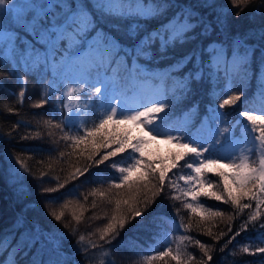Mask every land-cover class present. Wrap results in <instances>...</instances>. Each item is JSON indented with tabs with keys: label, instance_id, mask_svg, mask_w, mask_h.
Here are the masks:
<instances>
[{
	"label": "trees",
	"instance_id": "obj_1",
	"mask_svg": "<svg viewBox=\"0 0 264 264\" xmlns=\"http://www.w3.org/2000/svg\"><path fill=\"white\" fill-rule=\"evenodd\" d=\"M161 2L152 0L153 4ZM167 2L171 7L151 19L118 21L120 31L113 34L121 43H127L125 34L132 23L139 22L144 31H151L182 9L194 10L196 15L190 22L196 26L188 33L191 38L165 53L154 51L153 61L142 63L150 72H158L190 52L200 54L205 67L204 78L194 81L192 91L184 98L171 103L170 107L165 105L166 114H158L164 119L155 120L153 126L158 130L173 127L174 138L197 147L202 155L187 153L175 139L173 142L161 138L146 140L149 138L140 128L132 132L128 123L117 124L115 121L119 119L114 118L103 133L122 136L127 132L130 143L143 138L148 141L143 146L144 159L167 170L163 191L158 188V174L149 177L147 188H140L138 202L134 204L143 213L140 217L133 218L128 205L121 204L119 210L116 207L117 200L128 199L136 191L135 186L130 189L127 184L123 188L115 187L123 175L119 168L131 163L134 155L131 150L126 148L125 152L97 166L88 160L87 153L81 155L83 145L73 147L71 137L78 134L77 128H91L103 116L99 102L90 99L95 95L91 86L94 80L70 85L75 91L67 95L68 86L54 81L51 72L38 74L10 62L8 56H0V241H4L0 247V264H178L172 258L177 253L179 264H264V253L255 251L257 247H264L259 239L264 234V229L259 227L264 224V203L257 208V203L264 201V194L260 195V200L242 198L239 205L224 202L227 194L217 173L223 171L231 176L233 169L219 165L204 168L200 177L202 187L182 179L195 176V165L205 157L220 158L221 164L240 163L236 154L229 157L222 148L230 141L244 143L258 135L250 131L251 122L240 113L264 115V75L260 78L255 75L264 60V0H249V4L239 6H234L231 0H211V8L203 6L204 0ZM221 11L226 16V28L201 35L198 17L208 19ZM236 11H240L239 17L235 16ZM234 41L244 42L241 52L249 50L247 46L255 49L250 70L246 75L241 70L229 78L221 61L219 76L214 78L217 82H210L207 74L210 57L205 49L223 44L231 56ZM161 55L167 58L158 60ZM189 70H195L193 64H188L184 72ZM162 82L165 86L159 100L173 101L170 94L166 95L171 81ZM135 86L130 78L123 81L121 95H129ZM241 89V100L219 108L224 99L239 94ZM21 91L24 92L22 97ZM44 100L49 102L36 107ZM210 108L222 115L214 118V113L208 111ZM61 111L64 116L73 117L69 127L61 123ZM58 124L60 127H55ZM225 129L228 131L221 137L219 132ZM217 139L221 140L220 144L215 143ZM116 146L113 144L112 148ZM112 148L100 149V155ZM155 152L158 153L151 157L150 153ZM178 153L186 154L175 161ZM245 160L258 161L256 152L251 150ZM189 164L193 167L189 168ZM78 168L83 174L76 172ZM73 173H76L75 178ZM143 174V167L135 169L129 174L130 181L138 180ZM194 188L200 193L196 200L184 195ZM213 193L224 199L217 201ZM188 204H192L196 212H192ZM244 204L250 207L244 208ZM53 212L63 213L60 221L51 215ZM253 214L257 219L250 221ZM114 215L126 217L124 227L117 225L116 232L101 239L104 227ZM245 222H248L247 229L243 228ZM34 227L42 230L41 242L33 245L21 241L22 234ZM245 247L248 252L243 250ZM169 249L172 255L160 256Z\"/></svg>",
	"mask_w": 264,
	"mask_h": 264
},
{
	"label": "snow or ice",
	"instance_id": "obj_2",
	"mask_svg": "<svg viewBox=\"0 0 264 264\" xmlns=\"http://www.w3.org/2000/svg\"><path fill=\"white\" fill-rule=\"evenodd\" d=\"M231 3L234 6L247 5L249 0H231ZM7 5L8 0H0V8L7 7ZM203 6L211 8V0H204ZM170 7L167 0H162L159 4H153L152 0H147V2L146 0H29V3L11 18L9 27L5 28L3 22H0V56L7 52L10 62L21 65L29 71L43 75L51 72L54 81L68 86L67 95L75 91L70 85L86 84L90 80H94L91 86L94 88L95 95L90 99L99 102L100 107L105 108V114L93 127L77 128L78 134L71 137L74 141L73 147L79 148L83 145L81 155L87 153L88 160L97 166L108 161L110 157L125 152L126 148L131 150V153L134 154L131 163L127 167L119 168V172L123 175L115 187L123 188L127 184L132 189L135 186L136 191L132 196L116 201L118 210L121 204L128 205V211L133 213V218L143 215L134 207V204L138 202L140 188H147L149 177H155L158 174V188L163 191L167 170L163 166L156 167L154 162L144 159L143 146L148 141L143 138L136 140L135 143H130L127 132L122 136L115 133L109 136L102 132L118 114V106H113L111 101L116 99V93L123 81L129 78L134 83H146L153 79L171 81L166 95L170 94L173 101L170 102L167 99L152 101L150 106H144L142 110L130 113L119 109L121 119L115 121L117 124L132 122L149 127L155 120L162 121L164 119L158 114H166L165 105L170 107L171 103L181 100L192 91L193 82L204 78L205 67L198 52H190L175 59L167 69L158 72H150L147 65L142 63V61L152 62L154 51L165 53L170 48H174L176 44H183L191 38L188 33L196 26L190 22V18L196 15L192 8L182 9L179 13L173 14L167 23L151 31H144V26L139 22L132 23L125 34L127 43H121L113 33L120 31L118 21L151 19ZM235 16L239 17L240 11H236ZM198 23L202 25L201 35L209 34L217 28L223 30L227 25L226 16L222 11L208 19L200 16ZM242 46H244L243 41H234L231 56L223 44L209 46L205 49L210 57L207 73L210 82H217L214 78L219 76L221 61L224 72L229 78L241 70L245 75L247 74L255 49L247 46L249 50L241 52ZM165 58L167 57L161 55L158 60ZM188 64H193L195 70L184 72ZM212 69H216V71L213 72ZM121 72L123 75H120ZM182 72L184 74L179 75ZM255 75L258 78L264 75V60L258 65ZM96 85H102L103 91L100 86ZM262 86H264V81H262ZM23 95L24 92L21 91L20 96ZM242 96L243 90L241 89L239 94L229 95L224 99L219 104V108L223 109L226 105H234L241 100ZM48 102L49 100H44L36 107H42L44 103ZM62 107H66V105L62 104ZM208 111L214 113V118L222 115L213 108ZM240 115L251 122L250 131L258 133L253 137L256 143L253 145V149H250L258 152V161L242 160L240 163L232 161L221 164L220 158L205 157L203 161L195 165V176L182 177V179L202 187L200 177L204 168L219 165L222 168L233 169L231 176L223 171L217 173L222 178L223 190L227 194L224 202L230 201L233 205H239L242 198L260 200V195L264 194V115H253L248 111H243ZM60 120L65 127H69L72 125L73 117L71 115L64 116L61 111ZM55 127L59 128L60 125H55ZM227 131L225 129L223 132H219V135L223 137ZM80 132L82 134H79ZM149 132L156 133L153 139L161 135L156 127H150ZM174 139L178 146L185 149L187 153L202 155L197 147H192L190 143L176 139L170 134L167 135V142H173ZM192 143H196V141H192ZM215 143L220 144L221 140L217 139ZM113 144L117 146L112 148ZM201 147L203 146L201 145ZM109 148L112 150L105 151L103 155H100V149L107 150ZM203 150L209 151V149ZM185 154L178 153L175 161L181 160ZM96 156L100 158L95 159ZM160 163L162 164V162ZM172 166L175 167V162ZM141 167H143L144 174L138 180L130 181L129 174ZM188 167L192 168L193 165L189 164ZM209 170L211 171V168ZM86 171L88 169H84V172ZM76 172L83 174L79 168ZM72 175L75 178L76 173ZM60 187H64V185H60ZM46 191H54V189H46ZM100 195L103 196L104 193H100ZM184 195L191 196L192 200H196L200 193L194 188ZM212 195H215L217 201L224 199L221 195L215 193ZM260 203H264V201L257 203V208ZM187 207L192 212H196V208L192 204H188ZM243 207L248 208L250 205L244 204ZM209 214L215 216L220 213ZM51 215L56 221H60L63 213L53 212ZM256 219V214L250 217V221ZM125 221L126 217L124 216H112L103 229L101 239L104 235L116 232L117 225L122 229ZM247 227L248 222H245L243 228L247 229ZM259 227L264 229V224ZM42 235V230L39 227H34L29 233L22 234L21 241L35 245L41 242ZM236 235H239V232ZM48 239L51 240L50 237ZM80 239L83 240V237L81 236ZM259 239L264 242V234H261ZM3 243L4 241H0V247L3 246ZM196 243L199 244V241ZM200 247L207 255L205 246L201 244ZM243 250L249 251L247 247ZM255 251L264 253V247H257ZM169 255H172L171 249L160 253L162 257ZM172 258L179 264L178 253ZM151 259H155V257ZM209 259H211L210 256Z\"/></svg>",
	"mask_w": 264,
	"mask_h": 264
},
{
	"label": "rangeland",
	"instance_id": "obj_3",
	"mask_svg": "<svg viewBox=\"0 0 264 264\" xmlns=\"http://www.w3.org/2000/svg\"><path fill=\"white\" fill-rule=\"evenodd\" d=\"M28 3L29 0H8L7 7L0 8V22H3L5 28L8 27L9 23L7 19L3 16V13H9V16L12 18L18 10L24 8V6ZM2 56H8L7 52H5ZM99 86L102 88L103 91V86ZM164 86L165 84H163L162 81L155 79L148 80L146 83H136V86L132 89L129 95H126L124 97L121 95L122 88L120 87L118 93H116V99L111 101L113 106H118V114L114 118L121 119L119 109H123L125 110V112L130 113L135 110H142L144 106H150V103L152 101L160 99ZM104 114L105 108H102V115ZM127 123L130 125L132 132L140 128V130L143 131L145 136L149 138L146 140L154 141L152 139L154 136H156V133L149 132V128L154 127L153 125H150L149 127H144L141 124H136L132 122ZM159 131L161 132V135L156 138H161L165 141L167 140V135L170 134L173 136L175 134V132H173V127L171 126H166L160 129ZM253 137L254 136H251L250 139L247 142L245 141L244 143H241L239 141H230L225 145L224 148H222V151L224 149V151L229 157L232 156V154H236L239 161L241 162L242 160L248 158L251 153L250 149H252L253 145L256 143L253 140ZM157 153L158 152L150 153L151 157ZM257 158L259 159L258 153Z\"/></svg>",
	"mask_w": 264,
	"mask_h": 264
},
{
	"label": "bare ground",
	"instance_id": "obj_4",
	"mask_svg": "<svg viewBox=\"0 0 264 264\" xmlns=\"http://www.w3.org/2000/svg\"><path fill=\"white\" fill-rule=\"evenodd\" d=\"M3 16L7 19L8 23H9L8 25H10L11 17L9 16V13L5 12V13H3ZM244 51H245V49L242 50V52H244ZM120 75H123V72H121ZM97 86H99V85H97ZM257 153L258 152H256V154Z\"/></svg>",
	"mask_w": 264,
	"mask_h": 264
}]
</instances>
